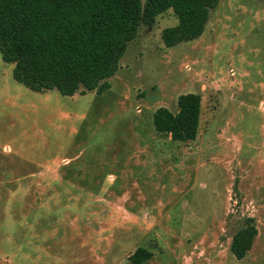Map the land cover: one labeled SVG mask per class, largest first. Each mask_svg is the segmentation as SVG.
<instances>
[{
    "label": "rangeland",
    "instance_id": "rangeland-1",
    "mask_svg": "<svg viewBox=\"0 0 264 264\" xmlns=\"http://www.w3.org/2000/svg\"><path fill=\"white\" fill-rule=\"evenodd\" d=\"M178 21L142 24L101 94L33 91L0 52V264H131L138 246L145 264H264V0H220L168 47ZM188 92L199 134L174 141L153 114Z\"/></svg>",
    "mask_w": 264,
    "mask_h": 264
},
{
    "label": "trees",
    "instance_id": "trees-1",
    "mask_svg": "<svg viewBox=\"0 0 264 264\" xmlns=\"http://www.w3.org/2000/svg\"><path fill=\"white\" fill-rule=\"evenodd\" d=\"M220 0H0V52L13 63V77L33 91L103 93L120 66L128 44L142 24L173 9L179 21L162 30L166 46L199 37ZM203 115L202 95H179L177 110L159 107L154 128L179 142L198 137ZM258 229L252 217L233 235L231 251L241 259L253 246ZM153 256L138 246L131 264Z\"/></svg>",
    "mask_w": 264,
    "mask_h": 264
}]
</instances>
